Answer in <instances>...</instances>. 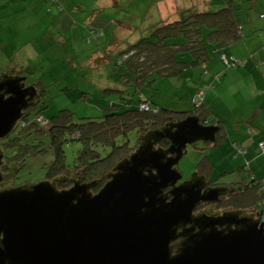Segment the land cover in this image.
<instances>
[{
  "label": "water",
  "instance_id": "1",
  "mask_svg": "<svg viewBox=\"0 0 264 264\" xmlns=\"http://www.w3.org/2000/svg\"><path fill=\"white\" fill-rule=\"evenodd\" d=\"M0 74L2 141L37 90L26 76ZM220 129L190 114L146 131L98 192L99 180L76 173L67 189L58 184L68 175L4 187L18 168L2 171L0 145V264H264V212L195 213L244 186H212L198 171L183 180L178 168L190 145L215 143Z\"/></svg>",
  "mask_w": 264,
  "mask_h": 264
},
{
  "label": "rangeland",
  "instance_id": "2",
  "mask_svg": "<svg viewBox=\"0 0 264 264\" xmlns=\"http://www.w3.org/2000/svg\"><path fill=\"white\" fill-rule=\"evenodd\" d=\"M75 1L74 6L83 4V7L63 8L68 16V18L65 17L66 20L72 21V25L69 24L66 27L60 25L62 20L60 18H57L54 24L50 23L51 19H48L45 26L34 27L19 34L22 43L35 37L33 40H35L37 52L34 50V54L27 55L22 52L20 57L26 59L24 62L25 71L22 76L27 77L29 84L37 83L36 90L40 92L38 100L39 103L41 102L38 108L40 117L30 109V120H23L26 121L24 126L29 125L32 121H37L42 127L48 128L50 126L49 119L62 110L73 111V121L81 122V117L104 114L103 108L109 105L111 98V100L121 102L122 97L126 95V98L132 97L134 101H137L140 95L136 91L140 89L149 99L154 110L157 107L173 111L192 112L196 110V97L203 98V94H198V91L195 90L201 76L197 75V81H193L191 76L192 73L196 75L204 72V68L184 72L183 69L187 64L168 59L165 61L159 57V54L154 58L151 54L148 61L142 63L143 69L139 76L141 81L136 83L131 81L136 75L131 70L133 63L125 62L126 57L124 60L122 58V55L128 53L132 47H138L140 44L146 46L144 43L148 41L146 38L154 34V29H159V24L165 23L161 22L159 0H116L114 6L110 5L111 3L107 0H101L100 4L98 3L100 0ZM174 1L185 7L180 11L179 18L183 17L182 12L187 11V7L195 8L197 11H217L228 5L229 1L232 2L231 5L234 9H244L245 4H248V2H243L245 0H242V3L238 0ZM63 9L60 11L62 12ZM242 11L239 13L240 15H242ZM46 32L53 35L55 40L48 38L45 35ZM43 35L46 38L41 40ZM155 38L150 37L149 40L161 42L159 38ZM239 40L242 41L243 38ZM239 40H234V42ZM161 45L165 47L164 44ZM188 54L183 57L184 61L191 60L193 55ZM177 59L181 61L180 54H177ZM210 79V76H202L199 81L200 88L205 89L204 83ZM228 100L229 103H227ZM216 101L219 102L220 107L226 103L227 106L233 104L229 90L228 93L221 91V97ZM43 107L44 109H42ZM198 112H203V109ZM213 121H215V115L210 114L207 122L213 123ZM237 122V120H227L229 127H235ZM221 136L217 139V143H209L210 145H206L204 150L199 148L195 150L191 145L188 147V154L178 164L184 179L190 178L199 170L200 165L207 166L208 164L212 169V171H208L211 180L218 183L229 182L232 177L240 174L245 177L249 176L247 172L250 160L244 158V155L247 153V148L253 146L252 140L245 142L235 140L236 137L233 135L229 141L225 142ZM41 139L46 143L45 145H49L50 133H44ZM1 143L0 141V145L3 147ZM139 144L140 141H138V146ZM215 146L216 148H213ZM259 152L264 157L261 143H258L256 154ZM69 157L71 159V155ZM52 159L51 151L29 159L25 167L15 173L14 179H10L4 187L52 180L51 178L46 179L47 166ZM257 171L259 173L257 179L264 183V163L257 167ZM248 191L253 194L255 188ZM252 201H257V198L253 196L246 203H252Z\"/></svg>",
  "mask_w": 264,
  "mask_h": 264
},
{
  "label": "trees",
  "instance_id": "3",
  "mask_svg": "<svg viewBox=\"0 0 264 264\" xmlns=\"http://www.w3.org/2000/svg\"><path fill=\"white\" fill-rule=\"evenodd\" d=\"M230 2L217 11L201 12L190 8L182 12L183 17L179 21L171 24L163 23L159 29H154L155 32L150 37L159 38L160 43L149 40L150 37H148L146 38L148 41L144 42L146 46L140 44L122 55L123 60L126 57L125 62L133 63L131 70L136 75L133 80H130L136 83L141 81L139 76L143 69L142 63L147 62L151 54L154 58L159 54V57L165 61L168 59L187 64L184 69L182 68L185 70L190 65L206 62L211 48L223 52L228 49L232 40L241 35V31L237 29L241 28V25L235 21L231 8L232 2ZM165 30L167 32H164ZM188 53L193 55L189 62L183 60ZM225 53L220 56L226 65L244 64L245 60L234 56L229 58ZM177 54H180L181 61L177 59ZM34 85L37 86V83ZM212 86L214 83L205 85V89L196 88L198 94H203V98L196 97V110L192 112L173 111L162 107L154 110L149 99L140 89L136 91L140 95L137 101H134L132 97L126 98V95L122 97L121 102L110 100L109 105L103 108L104 114L81 117V122L73 121V111L62 110L49 119L48 128L42 127L37 121L24 126L26 121L23 120H30V109L40 117L38 108L41 102L39 103L38 100L35 106H30L26 110L17 129L1 141L6 153L4 171H10L12 166L21 169L25 167L29 159L51 151L53 159L47 166L46 179L78 173L82 182L99 180L96 191L108 181V173L114 166L136 149L141 134L162 126L170 120L185 118L190 114L198 115L206 124L208 118L203 119L202 112L198 111L204 105L206 90ZM143 105L148 106L149 109L143 110ZM38 115H36L37 118ZM46 132L51 135L49 145H45L46 143L41 139Z\"/></svg>",
  "mask_w": 264,
  "mask_h": 264
},
{
  "label": "crops",
  "instance_id": "4",
  "mask_svg": "<svg viewBox=\"0 0 264 264\" xmlns=\"http://www.w3.org/2000/svg\"><path fill=\"white\" fill-rule=\"evenodd\" d=\"M107 1L112 6L116 5L117 2L116 0ZM238 1L242 3V0ZM201 2H208V0H201ZM243 2H248L244 9H234L231 5L235 21L241 25V28H237L238 31H241V35L234 40L237 41L241 38L243 40L238 42L232 40L230 47L224 52L211 48L210 53H208L210 56L206 62L190 65L183 71L189 72L196 68H204V72L196 75L192 73L191 79L193 81H197V75L211 77L208 82L204 83V85L214 83V86L206 90L204 105L201 107L203 109L201 116L206 119L210 114L215 115L213 123H208L207 120L206 122L221 127L217 139L222 135L221 138L226 142L234 135L235 140L243 142L252 140L253 146H251L254 149L252 150L251 146L248 147L244 158L250 160L249 174L252 176L255 174L254 176L257 178L259 176L257 167L264 163L263 155L260 152L256 154L258 143H264V0H245ZM98 3L100 4L101 0ZM75 4V0H0V71L23 75L26 59L20 56L23 53L24 55L34 54L35 40L33 39L35 37L22 43L19 39L20 32L45 26L48 19H51L50 23L52 24L57 18H60L62 19L60 25L65 27L69 24L72 25V21L66 20L68 16L63 8L83 7V4L74 6ZM183 8L185 7L177 1L159 0L161 22L171 24L179 21L180 11ZM241 11L242 15L239 14ZM45 35L51 40H55L50 33L46 32ZM44 38L46 37L43 35L41 40ZM35 51L37 52V50ZM224 53L229 58L234 56L240 60H245V62L240 65H226L220 56ZM3 62L4 65H2ZM200 78L196 88L201 86ZM228 90L233 99V104L227 106V103L230 102L228 100L226 104L220 107L216 100L221 97V91L228 93ZM227 120H237L238 122L235 127H229ZM207 155L209 157V154ZM206 168H210V164ZM240 177L245 178L244 180L250 178V176L245 177L242 174Z\"/></svg>",
  "mask_w": 264,
  "mask_h": 264
},
{
  "label": "flooded vegetation",
  "instance_id": "5",
  "mask_svg": "<svg viewBox=\"0 0 264 264\" xmlns=\"http://www.w3.org/2000/svg\"><path fill=\"white\" fill-rule=\"evenodd\" d=\"M30 85H32V84L27 83V86H30ZM39 96H40V92L37 91V96L33 100V104L31 106H35V104L38 102ZM206 124L211 125L208 123H206ZM158 127H160V126H158ZM158 127H156V128H158ZM167 143H168L167 140H163L161 142V145L167 148L169 146V144H167ZM208 144L209 143H207L206 145L208 146ZM199 149L204 150L202 148H199ZM201 164H202V162H201ZM5 165H6V163L2 166V168H1L2 170L5 169ZM13 168H17V167L12 166L11 170ZM19 170L20 169L18 168V171ZM208 171H212V169L206 168V165H204V166L200 165L199 166V170H198L199 174H205L207 176L208 180L211 181L212 186H220V185L221 186L226 185L228 187L244 186V188L240 191L234 192L231 195H221V201L218 203H215V204H212L209 202L203 203L200 206V208L195 212L196 214H198L200 212H207L208 214H213V213H216L218 211L223 212L224 210H233V209L247 210V212L250 214H252V213L257 214L260 212H264V203H263V201H264V183H263V181H259L254 175L252 176L248 172V174L250 176V178L248 180H247V178H246V180H244L245 178L242 179L239 175V176L232 177V179L229 182L218 183L217 181L211 180V176H210V173ZM5 172H8V171H5ZM15 175L16 174H14L13 177H15ZM67 175L69 176V178L65 182L58 184L60 189H64V188L67 189L73 185V182L70 179L71 173H69ZM79 176L80 175L77 173V178H79ZM183 180H185V179H183ZM253 187L255 188V191L253 194H251V193H249L248 190L252 189ZM95 189H94V192H98L100 188H98L96 191H95ZM253 196H255L257 198V201H252V203H246V201L253 198ZM259 197H262V198H259Z\"/></svg>",
  "mask_w": 264,
  "mask_h": 264
},
{
  "label": "built area",
  "instance_id": "6",
  "mask_svg": "<svg viewBox=\"0 0 264 264\" xmlns=\"http://www.w3.org/2000/svg\"><path fill=\"white\" fill-rule=\"evenodd\" d=\"M142 109H143V110H148L149 108H148V106L143 105V106H142ZM261 146H262V148H263V150H264V143L261 144ZM235 156H236V155H235ZM263 203H264V201H263Z\"/></svg>",
  "mask_w": 264,
  "mask_h": 264
}]
</instances>
